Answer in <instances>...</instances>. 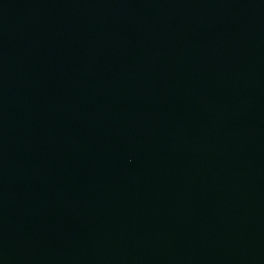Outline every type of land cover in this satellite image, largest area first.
<instances>
[{"label": "water", "instance_id": "water-1", "mask_svg": "<svg viewBox=\"0 0 264 264\" xmlns=\"http://www.w3.org/2000/svg\"><path fill=\"white\" fill-rule=\"evenodd\" d=\"M0 264H264V0H0Z\"/></svg>", "mask_w": 264, "mask_h": 264}]
</instances>
